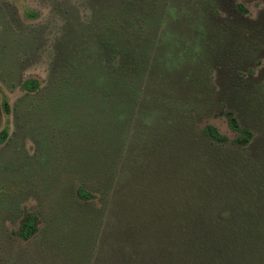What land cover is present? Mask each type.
I'll use <instances>...</instances> for the list:
<instances>
[{
    "label": "rangeland",
    "instance_id": "374dc122",
    "mask_svg": "<svg viewBox=\"0 0 264 264\" xmlns=\"http://www.w3.org/2000/svg\"><path fill=\"white\" fill-rule=\"evenodd\" d=\"M116 49L140 56L134 82L147 101L190 104L192 128L213 125L231 144L237 133L226 113L235 111L254 132L242 176L264 194V0H0V134L8 128L0 144V264L115 263L109 229L66 214L64 197L68 184L96 176L92 152L115 147L127 131L131 156L145 131L101 122L93 89L83 96H92L88 106L70 99L62 107L49 93L60 83L82 89L95 69L110 72ZM28 80L40 90L27 92ZM32 216L36 229L24 239Z\"/></svg>",
    "mask_w": 264,
    "mask_h": 264
},
{
    "label": "trees",
    "instance_id": "16d2710c",
    "mask_svg": "<svg viewBox=\"0 0 264 264\" xmlns=\"http://www.w3.org/2000/svg\"><path fill=\"white\" fill-rule=\"evenodd\" d=\"M111 60L110 72L95 69L82 89L60 83L49 100L62 107L70 99L85 100L88 106L92 96H83L93 89L100 94L101 122L112 130H144V137L131 156L127 131L115 147L92 152L96 176L79 186L68 184L65 213L74 210L98 231L109 229L114 264H244L249 258L264 264V194L256 196L241 173L242 152L254 132L233 110L226 113L237 133L231 144L213 125L192 128L190 104L161 105L143 97L134 82L144 67L139 55L116 49ZM23 88L36 93L41 83L28 80ZM7 137L5 128L0 144ZM35 229L32 216L21 228L22 237L29 239Z\"/></svg>",
    "mask_w": 264,
    "mask_h": 264
}]
</instances>
